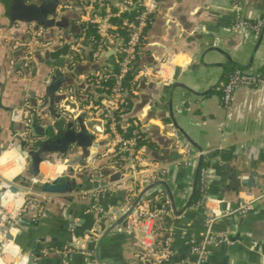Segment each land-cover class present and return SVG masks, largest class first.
<instances>
[{"label": "crops", "instance_id": "crops-1", "mask_svg": "<svg viewBox=\"0 0 264 264\" xmlns=\"http://www.w3.org/2000/svg\"><path fill=\"white\" fill-rule=\"evenodd\" d=\"M159 3V11L152 19L142 48L156 47L155 52L158 54H162L161 48L173 49V52L163 54V57L168 58V64L159 71L163 76L170 77L172 82L165 85L158 82L157 77L147 75L145 83L140 85V90L131 95L137 98V101H140L139 96L143 95L145 105L135 117L125 121V115L135 107L132 101L129 112L121 119L120 131H125L137 123L142 132L146 127L144 124L147 123L155 125L159 135L166 139L163 143L148 139L142 143L140 154L143 160L139 175L134 178L124 173V176L138 193L143 189L139 177L150 175L153 169H165V173L159 172L157 178L152 180L165 181L173 196L175 207L179 210L191 193L194 171L201 151L208 174L206 197L210 206L218 210L235 209L243 199H252L249 210L232 212L214 222L213 230L226 233L232 243L209 246L207 264H264V88L241 87L235 91L231 104L225 107L215 85L219 81V85L225 81L227 72L241 67L226 61L217 51H208L210 47H219L228 52L233 61L248 67L243 69L261 71L264 68V34L255 52L253 48L264 22L258 34L248 27L233 29L232 25L237 17L251 21L256 18L264 19V0H159ZM10 6L11 0H0V170L5 177L15 180L19 177L18 169L22 161L18 159L17 151L9 147L14 143L16 148L19 139L24 140L21 133L16 131L20 110L23 112L25 101L43 107L50 105L51 93L47 86L53 82V77L57 76L58 72H70L79 62H75L74 53L67 43L59 45L56 50H48V57L45 55L46 48L32 46L31 53L33 47L40 52L35 55L32 53L28 66L22 69V74L19 75L16 72L17 67L11 66V61L20 59L24 50L15 43L28 42L34 33L30 30V25L24 27L21 23L12 21ZM71 11H76L77 18L70 17L68 28L59 29L57 37L60 33L64 38H74L81 34L83 23L79 19V11ZM172 12L175 15L173 21L177 23L179 30L177 35L170 38L168 28L164 27L161 20ZM79 24L82 26L79 27ZM159 41L168 43L169 46H162ZM84 48L85 54L90 56L92 43L86 40ZM140 55L147 57L152 54L142 49ZM113 62L114 53L110 49L105 50L97 59L81 62L83 71L77 76V82L85 81V85H91L95 95L80 91L79 93L87 95V98L82 101L74 97L73 102L97 103L103 91L96 85L95 80L98 81ZM222 64L225 69L220 66ZM85 73H88V76H85ZM177 83L191 90L173 86ZM64 90L62 88L55 93L63 95ZM97 93L101 95L97 97ZM170 110L177 125L200 151L173 127ZM47 112L52 116L56 115ZM91 117L86 116L85 119ZM97 119L103 126L101 115ZM174 131L179 135V147L180 143L184 142L191 148L192 156L186 165H175L181 156V149L175 145L172 137ZM146 135L144 134L145 138ZM101 139L105 138L102 135L95 136L94 141ZM101 147L103 151L96 156L97 163H103L99 168L97 164H90L86 157L82 158L86 161L85 166L75 163L72 165L74 175L91 172L82 180L75 175L77 182L83 183L82 189L76 193L53 195L54 201L41 205L38 211L31 202L24 200L22 194L17 196L20 202L18 204L22 203L24 209L17 219V228L12 231V235L13 242L25 253L24 264L27 262V253L40 254L43 249H48L49 252L35 258L38 264H63L59 250L69 240L68 225L75 223L74 233L77 235L92 230L94 216L87 208L96 202V198L89 197V191L105 189L111 184L106 180H110L115 174L105 175L101 169H119L118 159H114L115 153L108 149L107 144ZM50 162L39 164V171L47 179L55 177L67 168L64 165V162H67L65 158L59 162L53 155ZM253 171L257 174L252 175ZM244 177H249L257 185L244 186L241 183ZM109 195L108 191L104 190L98 198V203L110 205L104 200ZM147 195H165L170 205L168 192L163 185L150 189ZM64 204L66 208L63 211ZM204 214V208L192 202L177 216L171 213L163 215V230L158 234L164 233L168 230L167 227H170L169 231L173 236L172 247L175 250L174 258L167 264H190L193 257L185 240L193 239L198 242L203 238ZM35 221H39L37 226L32 224ZM121 223L118 221L105 227L98 240L91 245L98 263L138 264L132 236ZM70 264H86V259L81 254H74Z\"/></svg>", "mask_w": 264, "mask_h": 264}, {"label": "built area", "instance_id": "built-area-1", "mask_svg": "<svg viewBox=\"0 0 264 264\" xmlns=\"http://www.w3.org/2000/svg\"><path fill=\"white\" fill-rule=\"evenodd\" d=\"M77 2V8H74L71 3L64 2H60L57 6V15L68 10H78L79 19L83 23L81 34L72 38L71 41H67L63 34L60 33L58 35V45L67 43L74 53L75 62L80 63L87 60L84 48L86 40L92 45L95 44L90 52L91 59H97L105 50L110 49L114 53V62L108 66V69L101 77L112 76L111 90L109 94L103 92L101 99L97 103L90 101L80 104L79 102H73L75 95L72 88L69 87L64 90L63 98L55 105L56 115L54 116L48 112H43L42 108L39 107L40 104H37L36 107H31L30 103L25 101L22 118L25 127L21 136L27 143L26 149H29L38 140L37 137L32 136L31 128L29 127L32 113L36 114L40 119L75 121L82 111L86 112L87 117H91L96 111H101V120L104 124L102 137L108 139V149L117 155L119 169L135 178L141 171L140 167L143 160L140 154L141 144L139 142L141 130L139 125L134 123L130 134L127 136L122 135L120 123L125 114H122L119 104L128 94L123 86L124 78L131 71L134 72L146 39L147 30L152 23L154 15L159 11L160 3L159 0H77ZM115 18L120 19V27L126 31L125 36L119 32V27L114 22ZM263 22L264 19L262 18H256L251 21L237 17L233 21L232 27L233 29L248 27L258 34ZM88 27L95 29L97 38L88 35ZM40 36L41 32L39 31L32 35L28 42L16 41V46L25 48L24 54L20 59L11 61V66L13 68L17 67L16 72L19 75L22 74V69L29 64L32 56V46L44 49L49 48L53 44L52 41L39 39ZM167 64L168 58H164L160 69L165 68ZM114 66H116V70H114ZM159 71L154 74L150 68L143 67L136 73L134 72L131 93H136L139 78L147 75L157 77L165 85L171 84V78L163 76ZM95 82L97 86L101 87L99 80L97 81L96 79ZM241 87L264 88V73L234 68L227 73L225 81L216 86L215 89L220 92L222 104L228 107L235 91ZM66 101L75 103L77 110L75 109V111L71 112L65 109L64 103ZM172 137L176 147L181 149V156L177 159L175 165H186L192 156L191 148L189 144L179 147L177 131L172 132ZM9 148L16 152L14 143H11ZM17 157L22 161L20 169H18L20 174L25 166V157L20 153H18ZM48 162L51 163L50 161ZM159 172L165 173V169L161 171L153 169L150 172L151 178L156 179ZM207 176V169L201 167L198 185L200 194L194 204L203 207L205 210L203 219L205 231L203 238L198 242L193 239L185 240L193 257L190 264H207L209 246L220 243H232V239L226 233L213 230V224L218 218L232 212H245L251 208L252 199H243L235 209L218 210L210 206L206 197ZM43 178L44 180L47 179ZM0 179L4 181L7 188L14 181L12 178L5 177L1 170ZM104 190V188H99L89 191L90 195L97 199L96 202L91 203L87 208V211L94 216V225L89 233L77 235L74 233L75 223L68 225L70 231L69 240L59 250L63 264H70L74 254L83 255L86 259V264H104L95 260L94 249L91 245L98 240L105 227L115 223L123 214L126 215L124 217L125 230L132 236L138 264H167L171 262L175 256V250L172 247L173 236L169 235L166 237L162 246L156 241V233H161L163 230L161 216L169 213L167 211L169 206L167 196L164 195L163 200L160 202H158L160 196L142 198L136 205L134 214V211L129 212V209L134 197L137 195L136 190L133 189L127 201L106 206L98 203V198ZM7 193H9L10 197L5 199ZM17 196L20 197V193H11L7 190L4 197L0 199V264H24L25 253L19 249L13 239L7 238V234H12V231L17 228V219L24 209L22 203H16ZM138 249H142L143 252ZM48 252V249H43L40 255H46Z\"/></svg>", "mask_w": 264, "mask_h": 264}, {"label": "water", "instance_id": "water-1", "mask_svg": "<svg viewBox=\"0 0 264 264\" xmlns=\"http://www.w3.org/2000/svg\"><path fill=\"white\" fill-rule=\"evenodd\" d=\"M60 2L71 3L74 8H77L78 6L77 0H11L10 9L12 13V21L21 23V25H23L24 27H28L30 25V30L34 34L42 30L39 39H42L44 41L51 40L53 42V44L49 48L45 49L46 57L49 56L48 50H56L59 48L57 37L59 29L68 28V22L70 20V17L77 18L76 11L71 10L57 15V6ZM174 18L175 15L172 12L168 13L167 16H165L161 20L164 27L168 28L167 32L170 35V38L173 35H177L179 30L177 23L173 21ZM78 26L81 27L82 24H79ZM263 34L264 27L261 29V32L258 35V39L253 48V52L257 50L260 43L262 42ZM65 39H67V41H71L72 38L66 37ZM160 43L162 44V46H169L168 43H164L162 41ZM65 47L67 48V45ZM155 48L156 47L142 48L144 51H150L152 55H149L147 57L139 55L134 69L135 73L145 67L150 68L154 74H157L160 69L161 62L165 58L163 57V54L165 52H173V49L165 50L161 48L160 50H162V54H158L155 52ZM22 49L25 50L24 47H22ZM211 50L217 51L225 58L226 61L237 67H241L242 69L248 68L233 61L231 55L219 47H210L208 49V51ZM233 50H235V48ZM38 52H40V50L36 47H33V55ZM86 59L87 61H90L91 58L90 56H87ZM220 66L225 69L224 64ZM82 71L83 68L79 62L70 72H58V75L53 77V82L47 86L51 93V100L49 102L50 105H46L45 107L39 105V107L42 108L43 112L50 111L51 114L56 113L54 105L58 104L60 99H62L64 95H60L55 92L59 91V89L62 88L67 89V87H71L75 97L81 99L82 101L87 98V95L80 94V91L95 95L94 91L91 90V85H85V81L80 83L77 82V76L80 75ZM85 76H88V73H85ZM156 80L160 82L158 78ZM138 82L139 84L137 83L136 89L140 90V85L145 83V77H140ZM219 83L220 81L215 86H218ZM173 86H179L185 90H191L187 86L182 85L180 83H177ZM172 91L173 89L171 90V92ZM99 95L101 94L97 93L96 96L98 97ZM126 96H129L131 98V100L135 103V107L131 112L125 115V121H127L129 118L135 117L136 113H138V111L145 105L146 101L143 95L139 96L140 101H137L138 99L132 97L131 95L127 94ZM168 105L170 109L171 99ZM30 106L36 107L37 105L34 102H31ZM76 107L77 106L73 102L66 101L64 103V108L71 112L75 111ZM100 114L101 111H97L92 115L91 118L85 119V117L87 116L86 112L82 111L75 121H65L63 119L54 121L49 118L40 119L36 114L32 113L30 115L31 121L29 124V127L31 128V134L32 136L37 137L38 140L40 139L42 145L37 148V150H35L36 152L34 153L31 149H23L21 143H18L16 145V151L25 157V167L21 170L19 177H17L13 181V184L9 185L8 188L5 186L4 181L0 179V199L4 197L5 192L7 190L11 193H20L23 195L24 200L31 202L32 206H34V208L38 211L41 205L46 204V202L54 201L53 195L74 194L77 191L81 190L83 187V183L82 181L77 182L75 175L78 179L82 180L84 176L90 175L91 172L85 171L82 174L78 173L74 175L72 165L75 163L79 164L80 166H85L86 161H84L82 158L86 157L87 161L89 159L90 164H97V167L101 166V164L103 163H97L96 156L103 151V148L101 146L109 142L108 139H101L97 142L94 141L95 136H100L103 134V126L101 122L97 119ZM169 116L171 118L173 127L175 129H178L180 133L185 137V139L190 144L196 146L200 151L199 147L188 137V135L182 130V128L177 125L171 110L169 111ZM22 118L23 112L22 110H20L19 124L16 127V131H18L19 133H22L25 127L24 123L22 122ZM144 125L146 127L142 130V133L147 134L146 139L158 143H163L162 141H165L166 138L159 135L158 128L155 125L147 123H145ZM88 131H90L91 133ZM183 145L184 142H181L180 147H182ZM147 150H149L148 147ZM199 153L200 154L198 162L194 171L192 190L187 202L181 209H176L171 191L167 187V184L164 180H152L149 174H145L139 177L143 189L139 191L134 197L129 212L134 211L136 205L141 201L142 198L149 197V195H147V192L158 185H163V187L168 192V196L170 198V205L167 207V211L171 213V215L177 216L181 213L182 210L189 207L193 202L194 196L198 191L200 169L203 162V155L201 151ZM53 155L59 162H61V160L65 158L67 162H64V165L67 168L65 170H62L60 173H57L55 177L44 180L43 174L39 171V164L41 162L50 161V157H52ZM59 156H61V158H59ZM101 170L105 175H108L110 173L115 174L110 180H106L111 182L110 185L105 187V190H107L110 195L108 197H105L104 200L107 201V203L109 204H119L121 202L127 201L129 195L133 191V187L131 182L125 178L123 171L117 168H103ZM94 174L97 173L94 172ZM255 174L257 173L253 171L252 175ZM241 181L244 186L257 185L249 177H244L241 179ZM258 186H261V184H258ZM248 192L250 193L251 191L248 190ZM89 197H91L90 193ZM163 198L164 195H161L158 198V202L162 201ZM95 200L97 201V199ZM65 208L66 205L64 204L62 206V210L64 211ZM125 216L126 215L123 214L121 218H119L115 223L121 221L122 227L125 228ZM162 218H164L163 215L161 216V219ZM38 222L39 221L32 222L33 226H37ZM167 229L168 230L162 234L156 233V241H158L161 246L163 245L164 239L171 235L169 231L170 227H167ZM7 238L13 239L14 236L8 233ZM138 250L140 252H143L142 249ZM38 256H40V254L38 253H27V262L25 264H38L37 261H35V258Z\"/></svg>", "mask_w": 264, "mask_h": 264}, {"label": "trees", "instance_id": "trees-1", "mask_svg": "<svg viewBox=\"0 0 264 264\" xmlns=\"http://www.w3.org/2000/svg\"><path fill=\"white\" fill-rule=\"evenodd\" d=\"M114 22L118 25L119 32L122 35L125 36L126 35V31L123 28L120 27V22H121L120 19L115 18L114 19ZM87 33H88V35L94 36V38H97L98 37L97 34H96L95 29L92 28V27H88L87 28ZM93 46H95V44ZM116 69H117L116 66H114V70H116ZM259 72L264 73V68L261 71H259ZM133 79H134V72L133 71H131L130 73H128L126 75V77L124 78L123 86H124L125 90H127L128 95H132L131 90L133 88V86H132ZM99 83L101 84L100 90L103 91V92H105V94H109V92L111 90V87H112V76H109L107 78H105L103 76V77L99 78ZM131 105H132L131 98L129 96H125L123 98V100L119 104V108H120L122 114L128 113L129 110H130V108H131ZM132 128H133V126H130L125 131H123V130H121V131L123 132V134L125 136H127V135L130 134V131H131ZM146 141H147V139L144 137V133L141 132V136H140V139H139L140 144H142V143H144ZM19 143H21L22 146H23V149H25V147L27 145L26 141L25 140H22V139H19ZM41 145H42L41 144V141L40 140H37L29 149H31L33 151V153H34V152H36L35 150H37V148H39ZM116 158H117V155H115L114 159H116ZM205 164L206 163L203 162L202 165H201V167H204ZM199 194H200L199 191H197L196 195L194 196L193 202H195L199 198Z\"/></svg>", "mask_w": 264, "mask_h": 264}, {"label": "bare ground", "instance_id": "bare-ground-1", "mask_svg": "<svg viewBox=\"0 0 264 264\" xmlns=\"http://www.w3.org/2000/svg\"><path fill=\"white\" fill-rule=\"evenodd\" d=\"M1 162V161H0ZM21 164V163H20ZM19 168H20V166H19ZM8 195V196H7ZM7 195H6V197H5V199H7L8 197H10V195H9V193H7ZM16 203L18 204V203H20V202H18V199L16 198Z\"/></svg>", "mask_w": 264, "mask_h": 264}]
</instances>
